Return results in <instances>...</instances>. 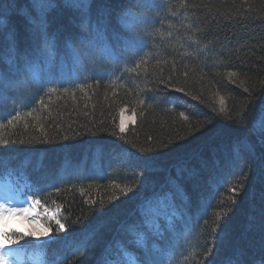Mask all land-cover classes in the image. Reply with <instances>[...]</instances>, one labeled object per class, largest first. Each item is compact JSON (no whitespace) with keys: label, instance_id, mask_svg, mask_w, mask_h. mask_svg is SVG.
I'll return each mask as SVG.
<instances>
[{"label":"trees","instance_id":"16d2710c","mask_svg":"<svg viewBox=\"0 0 264 264\" xmlns=\"http://www.w3.org/2000/svg\"><path fill=\"white\" fill-rule=\"evenodd\" d=\"M10 6L28 10L33 0H0V140L9 141L0 146V179L39 199L49 226L45 208L59 209L67 228L87 217L75 239L45 247L38 262L26 253L23 264H108L122 248L143 256L141 236L162 264H199L225 217L228 241L210 255L213 264H259L264 185L254 156L241 153L247 167L239 172L236 140L248 133L231 122L264 102V0H90L75 10L50 0L34 17L9 22ZM131 19L150 22L151 35H136ZM33 21H46L47 40ZM26 61L39 64L40 78L25 97L7 86L30 75ZM126 106L136 119L120 138ZM37 139L50 142L20 143ZM160 144L168 147L134 179L139 150ZM113 196L103 218L90 213ZM159 198L166 208L152 232L144 208ZM21 243L31 251L30 238Z\"/></svg>","mask_w":264,"mask_h":264},{"label":"snow or ice","instance_id":"6c2138e0","mask_svg":"<svg viewBox=\"0 0 264 264\" xmlns=\"http://www.w3.org/2000/svg\"><path fill=\"white\" fill-rule=\"evenodd\" d=\"M50 0H33V7L31 9L25 10L23 6L20 8L10 6L8 9L7 19L10 22L11 18L16 15H22L26 18L34 17L39 9L36 7L37 5H47ZM15 3V0H14ZM65 5L70 8L79 9L81 5H86L90 3V0H64ZM165 8H168V5H165ZM155 15H159V13H155ZM175 15V13H173ZM5 20L3 18V13H0V25H3ZM35 24V30L39 32L41 40H47V32H46V21H40L39 24ZM151 24L148 21H139L137 23L136 28L134 29L136 35H151L150 32ZM195 43V41H194ZM139 67V65H137ZM39 64L33 63L30 61H26L25 67L23 69L24 72L30 73L28 76H20L19 79L11 81V83L7 86L9 92H19L22 96H27L28 91L31 89L32 84L37 82L40 78V72L38 71ZM18 71H20L18 69ZM235 75V73H232ZM164 81H158V83ZM174 87V86H173ZM49 91L55 92L56 89H50ZM65 92L68 91L67 88L64 89ZM175 92L183 93L184 88H174ZM168 101H158V103H167ZM140 105H144L146 103L145 100L141 99L138 101ZM123 111V109L121 110ZM29 116L32 115L31 112L28 113ZM181 116H184V113H180ZM20 116L19 111L16 112V116L12 117L8 120V123L11 124L13 120ZM187 119V117H185ZM131 123H135V120H131ZM207 123H211V121H207ZM251 124V128L249 125ZM231 126L238 129H243L245 133L248 135L240 136L236 140L235 151L237 155V162L244 161L239 164V172L243 174L244 168L247 167V161L244 155L241 153L250 154L254 156L257 160V178L259 182L264 185V102H261L259 107L255 110V115L249 113L247 111V107L245 110L235 119L232 120ZM103 130V129H102ZM106 131V130H103ZM126 125L123 118H121L119 124V133H126ZM116 135L115 132L112 133ZM64 140H69L71 137L65 136ZM151 140V137H149ZM50 141L47 139L44 140H32V141H24L21 140V144H32V143H49ZM9 145L8 140H0V146ZM259 145L261 151L257 154L256 148ZM167 144H160L157 148H149V149H141L139 151L143 152L144 155L140 157L141 165L140 171L133 174V178L137 180H141L143 178V173L148 171L153 167L155 158L157 155L161 154L160 149L167 148ZM243 183V181H241ZM40 190V189H37ZM242 191V188L234 187L232 192L235 193L237 191ZM125 195L128 192L133 191L132 188H124L121 190ZM118 199L113 196L110 197L107 203L100 202L99 207L95 205V202L90 207V213L95 212L98 217L103 218L105 213L110 211L109 205L112 204L114 200ZM24 201H21L20 204H16L14 202V198L9 195L8 190H5L4 194L0 196V264H23L26 253L28 254V258L33 260L34 262H38L42 257V250L50 246L52 244H58L63 242H68L70 239H75L73 236V232L77 225L83 224L84 218H78L73 222L71 228H67L66 224L62 222V219L59 217L60 210L57 209L55 212L50 211L49 209H44V215H46L52 224L49 226L45 223H42L38 216L40 200L36 199L32 203H30L27 207L22 206ZM16 217H20L23 220H26L29 224L27 229L20 227H10L9 222ZM106 221L101 220L102 226ZM226 217L223 221L220 222L218 229L214 231L212 234L215 238V244L208 249V251L204 252V260H201L199 264H213L212 260L209 258L210 255L215 251L217 247L222 244H226L228 241V233L225 230ZM98 226V227H99ZM253 228L256 227L255 224L252 225ZM260 233H261V259L259 264H264V210L261 212V219L258 225ZM93 235H95V230H93ZM26 238H30V242L32 244V249L29 251L22 241H25ZM138 246H142L144 250V255H134L132 252L121 249L123 252L122 259H119L114 262V264H162L160 260L157 259L155 255L149 252L147 249L146 243L144 241L143 236H141L136 241ZM175 248V245L171 246ZM161 251V250H157ZM80 252V247H77L72 255L74 256L76 253ZM230 264H244V261L237 257L236 259L230 261Z\"/></svg>","mask_w":264,"mask_h":264},{"label":"rangeland","instance_id":"374dc122","mask_svg":"<svg viewBox=\"0 0 264 264\" xmlns=\"http://www.w3.org/2000/svg\"><path fill=\"white\" fill-rule=\"evenodd\" d=\"M136 20V19H134ZM133 19H131V22ZM137 21L132 22V24L136 27ZM130 53V52H128ZM71 75L73 77H76L81 72L80 64L77 63L73 66V69L71 70ZM121 118L124 119L126 129L133 123H131V120L136 119V112L132 109H130L128 106L123 108V111H121L120 114V121ZM5 190H8V193L10 196L14 198V202L16 204H20L21 201H24L22 206L27 207L30 203H32L34 200L29 196H24L22 193V190L17 188L15 185L12 184V182L9 179H0V196H2L5 192ZM166 208V204L162 198L156 199L153 202H149L145 209V221L148 226V228L152 232H157L159 227V215L161 214L160 210ZM40 212V211H39ZM38 219L41 220L42 223V216L41 213L38 216ZM10 227H20L27 229L29 227V224L26 220H23L20 217H16L13 220L9 222ZM116 260H110L108 264H114Z\"/></svg>","mask_w":264,"mask_h":264}]
</instances>
